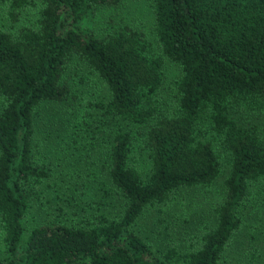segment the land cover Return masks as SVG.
<instances>
[{"label":"trees","instance_id":"16d2710c","mask_svg":"<svg viewBox=\"0 0 264 264\" xmlns=\"http://www.w3.org/2000/svg\"><path fill=\"white\" fill-rule=\"evenodd\" d=\"M126 1L0 0V264H225L245 204L264 216V0H132L149 9L145 29L122 16ZM91 76L107 95L80 102L81 137L105 149L121 209L24 235L48 177L35 115L73 106ZM215 184L194 243L158 253L134 231L177 190Z\"/></svg>","mask_w":264,"mask_h":264},{"label":"rangeland","instance_id":"374dc122","mask_svg":"<svg viewBox=\"0 0 264 264\" xmlns=\"http://www.w3.org/2000/svg\"><path fill=\"white\" fill-rule=\"evenodd\" d=\"M121 11L133 25L145 29L150 23L149 9L140 2L127 0ZM27 17L32 18L33 13L27 12ZM80 70L87 72L84 66ZM173 71L169 68L168 76ZM106 95L104 85L91 76L81 88V100L73 106L43 103L37 111L34 160L47 166L48 177L23 218L24 235L31 228L53 220L81 224L97 213L110 217L119 213L122 200L108 181L105 149L91 150L81 137L80 102ZM219 193L217 184L208 190H177L162 212L148 210L136 220L133 229L158 253L171 244L181 245L190 239L194 243V236L203 227L212 225ZM252 205L245 204L241 210L245 228L226 249L225 264H264V216L258 217L249 208Z\"/></svg>","mask_w":264,"mask_h":264}]
</instances>
